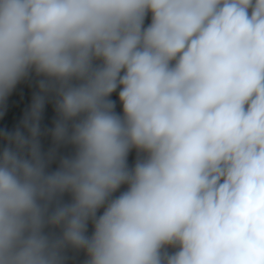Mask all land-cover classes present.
Listing matches in <instances>:
<instances>
[{"label": "clouds", "instance_id": "clouds-1", "mask_svg": "<svg viewBox=\"0 0 264 264\" xmlns=\"http://www.w3.org/2000/svg\"><path fill=\"white\" fill-rule=\"evenodd\" d=\"M33 74L24 130H0V264H65L69 247L85 264H264V0H0V104Z\"/></svg>", "mask_w": 264, "mask_h": 264}, {"label": "water", "instance_id": "water-1", "mask_svg": "<svg viewBox=\"0 0 264 264\" xmlns=\"http://www.w3.org/2000/svg\"><path fill=\"white\" fill-rule=\"evenodd\" d=\"M150 22V15L146 20V23ZM35 74L31 75L19 82L12 90L3 104H0V130L15 131L17 128L23 129V121L30 113L33 103L34 95L39 91L38 80ZM112 99L117 100L116 111L122 113V106L118 102L117 94H113ZM56 98L54 94H49L45 103V107L40 120L41 136L39 137L42 150L47 152L53 147V140L49 129L54 127L55 121L58 119V114L55 109ZM5 146V141L0 138V150ZM74 153V147L72 145H63L58 149L59 156H70ZM129 164L132 165L136 159V151L133 149L129 154ZM59 166V159L53 161L49 166V171H55ZM127 186H122L120 191L125 190ZM118 194V193H117ZM64 203L71 202L70 194H64L62 197ZM54 207V206H53ZM93 227L91 223L88 225V235H91ZM46 234H54L59 236L61 229L58 227H46ZM66 257L65 264H85L87 255L83 250H76L71 247L67 248L64 252Z\"/></svg>", "mask_w": 264, "mask_h": 264}]
</instances>
